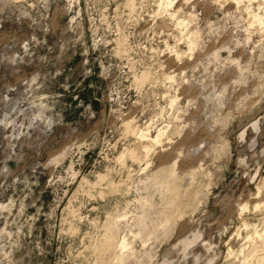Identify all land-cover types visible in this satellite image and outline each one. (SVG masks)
Listing matches in <instances>:
<instances>
[{
    "label": "rangeland",
    "instance_id": "rangeland-1",
    "mask_svg": "<svg viewBox=\"0 0 264 264\" xmlns=\"http://www.w3.org/2000/svg\"><path fill=\"white\" fill-rule=\"evenodd\" d=\"M0 264H264V0H0Z\"/></svg>",
    "mask_w": 264,
    "mask_h": 264
},
{
    "label": "bare ground",
    "instance_id": "bare-ground-1",
    "mask_svg": "<svg viewBox=\"0 0 264 264\" xmlns=\"http://www.w3.org/2000/svg\"><path fill=\"white\" fill-rule=\"evenodd\" d=\"M170 1V0H169ZM168 3H170V2H168ZM172 3V2H171ZM172 5V4H171ZM255 125V124H254ZM166 134V131H164V130H160L159 131V133L157 134V136L155 137V138H151L152 139V141L153 142H155V143H160L161 141H162V138H163V136ZM243 224V223H242ZM240 233V232H239ZM129 242H128V240L126 239V237H124L123 238V241L121 242V247H122V249L123 250H126L128 247H129ZM232 251V250H231ZM233 252V251H232ZM232 252H230L229 254L231 255V253Z\"/></svg>",
    "mask_w": 264,
    "mask_h": 264
}]
</instances>
